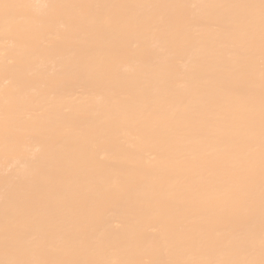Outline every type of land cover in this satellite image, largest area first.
Listing matches in <instances>:
<instances>
[{"label": "bare ground", "instance_id": "bare-ground-1", "mask_svg": "<svg viewBox=\"0 0 264 264\" xmlns=\"http://www.w3.org/2000/svg\"><path fill=\"white\" fill-rule=\"evenodd\" d=\"M0 264H264V0H0Z\"/></svg>", "mask_w": 264, "mask_h": 264}]
</instances>
